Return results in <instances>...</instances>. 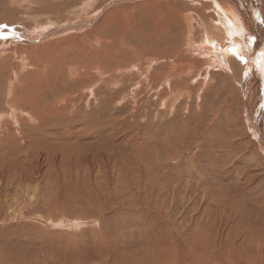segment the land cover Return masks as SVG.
Wrapping results in <instances>:
<instances>
[{"label":"rangeland","instance_id":"374dc122","mask_svg":"<svg viewBox=\"0 0 264 264\" xmlns=\"http://www.w3.org/2000/svg\"><path fill=\"white\" fill-rule=\"evenodd\" d=\"M212 6L0 0V264H264V81L192 59Z\"/></svg>","mask_w":264,"mask_h":264},{"label":"bare ground","instance_id":"6f19581e","mask_svg":"<svg viewBox=\"0 0 264 264\" xmlns=\"http://www.w3.org/2000/svg\"><path fill=\"white\" fill-rule=\"evenodd\" d=\"M206 1V0H205ZM210 3L216 7L217 9H215L216 11V16H212L211 19H210V22H208V24L204 23L205 24V27L203 29V32H202V35H201V38L200 39H197L195 40V36L193 38V35H192V32H191V28H192V18L193 17H189V19H184L185 20V25L186 28H188L187 30L185 29V34H186V38H184L186 40V50H188L190 53L193 52V58L195 61H199L200 62V55L202 57V55L208 57V60H210L212 63H215V64H218L219 65V62H225V60H229L228 57H231V56H235L236 54L233 52V49H236L238 50L240 56L243 57V60H241V62L243 64H247L248 62V66L246 67L247 70L243 67L241 68V76L243 75H247V77L245 78V84L244 86H246V88L252 84V77L254 78H257L258 80L260 78H262L260 81H264L263 77H264V69H263V65L264 63L261 62L262 58H264V28H263V32H261L262 36H261V39H260V35H256V34H259L258 30H259V27H258V23L262 24L263 27H264V23H262L261 21L264 20L263 18H261V16H259V10H260V4H261V7H262V11L264 12V0L263 2L261 3L260 0H209ZM212 1V2H211ZM235 4H234V3ZM243 4V7L242 5ZM212 6V7H213ZM234 7V8H233ZM190 16V14H189ZM208 17V15H207ZM251 18H254L256 19V25L258 28L256 29H252V23H251ZM246 19H248L246 21ZM247 22H248V26H247ZM214 23V24H213ZM88 24V22H87ZM218 25V26H217ZM204 26V25H203ZM220 26L221 29L219 28ZM251 30H250V29ZM262 29V28H261ZM26 30V29H25ZM43 30V29H42ZM28 31V30H27ZM44 31V30H43ZM54 31H56V29H54L53 31H48V33H46L47 35L53 33ZM32 32H35V31H32ZM25 33H27L25 31ZM44 33V36H47L45 35ZM247 34V35H245ZM32 35V34H31ZM250 35V36H248ZM42 37V36H41ZM41 37H39L38 39H40ZM13 38L15 40H19L20 38L19 37H16V36H13ZM44 38V37H43ZM42 39V38H41ZM183 39V40H184ZM27 41H29L27 39ZM185 42V41H183ZM254 45V49L251 47ZM33 47V46H32ZM30 48V46H29ZM4 50V49H3ZM12 50V49H11ZM177 50V49H176ZM253 50L254 51H258L260 52L259 55L258 54H253ZM2 52V51H1ZM263 52V53H262ZM253 55H255V58H253ZM169 56V55H168ZM196 56V57H195ZM238 56V55H236ZM239 57V56H238ZM182 59V58H180ZM199 59V60H198ZM174 60V59H173ZM184 60V59H183ZM188 60V59H187ZM186 60V61H187ZM202 60V59H201ZM227 60V61H228ZM192 61V60H191ZM209 61V62H210ZM237 61V60H236ZM176 64L173 66L175 68V70H177V72H183V70H185V66L183 64V62H181L182 64V69L183 70H179L181 67H180V63H178L177 59L175 60ZM180 62V61H179ZM208 62V61H207ZM208 62V63H209ZM233 64H234V61H231ZM185 63V62H184ZM198 63V62H197ZM201 63V62H200ZM193 64V62H192ZM206 64V63H205ZM211 64V63H210ZM214 64V66H215ZM237 64V63H236ZM260 64V66H259ZM173 65V64H172ZM207 65V64H206ZM205 65V66H206ZM209 65V64H208ZM207 65V66H208ZM213 65V64H212ZM211 65V66H212ZM167 66V64H166ZM195 66V65H194ZM203 66V65H202ZM210 66V65H209ZM210 66V67H211ZM224 66V65H223ZM222 66V67H223ZM226 66V65H225ZM224 66V67H225ZM236 66V65H235ZM228 67V66H227ZM238 67V66H237ZM165 68V67H164ZM171 68V67H170ZM173 68V69H174ZM189 68V67H188ZM200 66L198 67V69L200 70ZM191 69V67L189 68V70ZM203 69V68H202ZM201 69V70H202ZM208 69V68H207ZM206 69V70H207ZM214 69V68H213ZM212 69V70H213ZM223 69V68H222ZM221 69V70H222ZM226 69V68H225ZM244 69H245V72H244ZM224 70V69H223ZM227 70V69H226ZM225 70V72H226ZM234 70V69H233ZM253 70V71H252ZM192 71V70H191ZM204 71V69H203ZM236 71V70H235ZM162 72V71H161ZM165 72V71H164ZM176 72V71H175ZM200 72V71H199ZM205 72V71H204ZM212 72V71H211ZM218 72V71H216ZM163 73V72H162ZM172 73V72H171ZM207 73V72H206ZM230 73V72H229ZM234 73V76L237 74V72H233ZM263 75V77L261 76V74ZM161 74V73H160ZM170 74V73H169ZM168 74L167 77H169L170 75ZM174 74V73H173ZM172 74V75H173ZM256 74V75H255ZM176 75V74H175ZM210 75V74H209ZM243 75V77H244ZM174 76V75H173ZM172 76V77H173ZM182 76V75H181ZM185 76V75H184ZM143 77V76H142ZM176 77V76H174ZM183 77V76H182ZM206 77V76H205ZM226 77V76H225ZM233 77V75H232ZM188 78V77H187ZM209 78V77H208ZM217 78V77H216ZM219 78V77H218ZM231 78V77H229ZM236 78V77H235ZM233 78V80L235 79ZM253 78V79H254ZM170 79V78H169ZM181 79V78H180ZM221 79V78H220ZM227 79V78H226ZM225 79V80H226ZM210 80V79H209ZM185 81V80H184ZM183 81V82H184ZM207 81V80H206ZM232 81V80H231ZM175 82V81H172V83ZM255 80L253 81V84H254ZM178 83V82H177ZM259 84V83H258ZM257 84V85H258ZM175 85V84H174ZM178 85V84H177ZM204 85V84H203ZM214 85V84H213ZM212 85V86H213ZM171 86V85H170ZM243 86V87H244ZM260 86V85H259ZM176 87V86H175ZM178 87V86H177ZM214 87V86H213ZM258 87V86H257ZM189 88V87H188ZM245 88V89H246ZM249 88V87H248ZM247 88V89H248ZM40 89V88H39ZM179 89V88H178ZM177 89V90H178ZM201 89V88H200ZM243 89V88H242ZM251 89V88H250ZM176 89H174L175 91ZM187 90V89H185ZM256 90V89H255ZM261 90V89H259ZM157 91V90H156ZM203 91V90H202ZM219 91V90H218ZM245 91V90H244ZM254 91V90H253ZM188 92V91H186ZM200 92V91H199ZM206 92V91H205ZM264 92V91H263ZM262 92V93H263ZM241 93V92H240ZM189 94V93H188ZM246 94V93H245ZM256 94V93H255ZM264 94V93H263ZM262 94V95H263ZM185 95V94H184ZM199 95V94H198ZM249 95V93H248ZM252 95V94H251ZM186 96V95H185ZM189 96H191L189 94ZM203 96V95H202ZM217 96V95H216ZM219 96V95H218ZM250 96V95H249ZM254 96V95H253ZM204 97V96H203ZM258 97V96H257ZM186 98V97H185ZM200 98V97H199ZM251 98V97H250ZM202 99V98H201ZM246 99H249V98H246ZM252 100L250 102L247 103V107L249 109L247 110H253V116L251 117V119L253 118L254 121L256 122V126L257 127H260L261 130L260 131H263L262 133L263 134H258V135H262L259 139V141L261 142V144H263V147H264V107L261 108H257L256 110L254 109L253 106H256L257 104V99L256 98H251ZM261 99V98H260ZM13 100H11V103ZM189 101V100H187ZM254 101V102H253ZM261 101V100H260ZM16 103V102H15ZM19 104V103H17ZM33 104V103H31ZM31 104H29L31 106ZM28 105V104H26ZM21 106H24V104H21V105H15L14 110L12 112L16 113V114H19V113H22L21 110L23 109ZM222 106V105H221ZM220 106V107H221ZM48 108V107H47ZM52 110L54 108H51ZM56 109V108H55ZM54 109V110H55ZM218 109V108H216ZM228 109V108H227ZM261 110V111H260ZM50 111V109H49ZM25 112V111H24ZM47 112L46 110H42V109H35V112L33 110H29V114L32 117H40L41 115H44V113ZM51 112V111H50ZM49 112V113H50ZM58 112V111H57ZM260 112V114L258 113ZM28 113V112H26ZM48 113V114H49ZM53 113V112H52ZM56 113V111L54 112V114ZM60 113V112H59ZM6 115V114H5ZM15 115V114H14ZM27 115V114H26ZM52 115V114H51ZM9 116V115H8ZM24 116V115H23ZM56 116V115H55ZM250 116H251V112H250ZM3 115L0 114V127L1 128H4L6 127L7 123H5V121L2 119ZM14 117V116H13ZM20 117V116H19ZM260 117V118H259ZM4 118V117H3ZM16 118V117H14ZM18 118V117H17ZM248 118V117H247ZM259 118V120L257 119ZM22 119V118H21ZM30 119V117L28 118ZM40 119V118H39ZM249 119V118H248ZM250 119V120H251ZM253 119L251 121H253ZM16 120V119H14ZM25 120V119H24ZM23 120V121H24ZM57 120V119H56ZM18 121V120H17ZM250 121V122H251ZM253 121V122H254ZM16 122V121H15ZM21 122V121H20ZM22 123V122H21ZM259 123V125H257ZM254 124V123H253ZM263 127V129H262ZM250 128H253L255 134H257V129L255 130L254 127H252V124H250ZM259 130V129H258ZM259 142V143H260ZM261 149V148H260ZM261 151V150H260ZM225 206V205H224ZM257 215V214H256ZM255 221L259 220L258 218L259 217H253ZM220 236V235H219ZM207 238V237H206ZM217 238V236H216ZM259 239V238H258ZM221 242V241H219ZM226 244V243H225ZM224 244V245H225ZM216 245V244H215ZM228 245V244H227ZM237 245V244H236ZM239 245V244H238ZM237 245V247H238ZM259 245V244H258ZM229 246V245H228ZM234 246V245H233ZM260 246V245H259ZM206 247V246H205ZM203 247V248H205ZM253 247V246H252ZM227 248V247H226ZM258 248V247H257ZM254 249V247H253ZM252 249V250H253ZM256 249V248H255ZM204 250V249H203ZM222 250V249H221ZM175 251V250H174ZM206 251V249H205ZM213 251V250H212ZM235 251V250H234ZM255 251V250H254ZM253 251V252H254ZM259 253H258V256L262 253V251H264V247L262 246V249L261 250H258ZM256 251V252H258ZM233 252V250L231 251ZM177 253V252H176ZM175 253V254H176ZM217 253V252H215ZM227 253V252H225ZM172 255L174 253H171ZM218 254V253H217ZM234 254V253H233ZM59 255V254H58ZM205 255V254H204ZM213 255V254H212ZM256 255V254H255ZM263 255V254H262ZM171 256V255H170ZM179 256V255H177ZM176 256V257H177ZM211 256V255H210ZM240 256V255H239ZM251 256V255H250ZM254 256V255H253ZM261 256V255H260ZM215 257V256H214ZM226 257H227V254H226ZM228 257H231V256H228ZM255 257V256H254ZM168 258V256H167ZM173 258V256H172ZM211 258V257H210ZM218 258V257H216ZM225 258V257H224ZM252 258V257H251ZM170 259V258H169ZM168 259V260H169ZM190 259V257H189ZM208 259V258H207ZM213 259V257H212ZM219 259V258H218ZM221 259V258H220ZM226 259V258H225ZM235 259V258H234ZM256 259V258H255ZM164 260V259H163ZM176 261V259H174ZM182 260V259H181ZM191 260V259H190ZM199 260V259H198ZM224 259H221V261L219 263L221 264H224L223 261ZM237 260V259H236ZM241 260V259H240ZM243 260V259H242ZM147 261V260H146ZM170 261V260H169ZM172 261V260H171ZM196 261V260H195ZM250 261V260H249ZM258 261V260H257ZM153 262V261H151ZM155 262V261H154ZM157 262V261H156ZM192 262V261H191ZM212 262V261H211ZM218 262V261H216ZM229 262V261H228ZM263 262V261H262ZM166 263V262H165ZM168 263V262H167ZM178 263V262H177ZM190 263V262H189ZM193 263V262H192ZM226 263V262H225ZM230 263V262H229ZM252 263V262H251ZM250 263V264H251ZM154 264V263H153ZM170 264V263H169ZM175 264V263H174ZM257 264V263H256ZM260 264V263H259Z\"/></svg>","mask_w":264,"mask_h":264},{"label":"snow or ice","instance_id":"6c2138e0","mask_svg":"<svg viewBox=\"0 0 264 264\" xmlns=\"http://www.w3.org/2000/svg\"><path fill=\"white\" fill-rule=\"evenodd\" d=\"M261 22H262V23H264V20H262ZM233 52H234L236 55H238V56H239V58H240L241 60H243V57H242V56H240V54H239L238 50H236V49H233ZM261 62H262V63H264V58H262ZM262 107H264V105H262Z\"/></svg>","mask_w":264,"mask_h":264}]
</instances>
